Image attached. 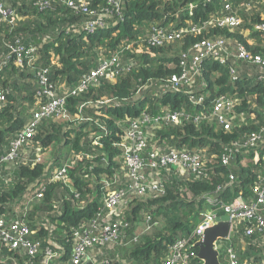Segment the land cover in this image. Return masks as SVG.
<instances>
[{
	"label": "trees",
	"instance_id": "trees-1",
	"mask_svg": "<svg viewBox=\"0 0 264 264\" xmlns=\"http://www.w3.org/2000/svg\"><path fill=\"white\" fill-rule=\"evenodd\" d=\"M74 1H85L89 12L72 9L60 0L50 1L43 9L34 0H3L16 18L0 14V65L5 64L0 88L7 92L6 104L0 110V159L11 151L34 112L53 97H65L66 116L54 113L42 118L18 155L0 164V219L26 220L33 229L41 227L37 238L52 237L70 252L73 230L96 219L107 194L105 184L118 179L120 188H129L122 171L121 144L132 122L147 117L143 128L149 136L142 156L148 158L155 148L165 153L171 149L205 153V177L191 170L181 174L177 166L152 171L161 190L127 196L117 206L120 217L112 214V219L129 226V238L142 217L154 222L162 219L164 225L157 229L155 225L153 233L142 234L138 243L122 247L123 252L103 248L96 254L106 261L104 264H120L121 258L129 264H163L170 245L189 235L202 212L210 208L205 195L216 192L229 175H234V184L221 195L228 201L239 194L249 199L264 178L263 160H244V154H236L231 166L220 160L228 152L225 148L244 141L264 124V78H259L258 66L238 63L239 75L233 76L230 69L237 61L221 64L209 59L195 74L193 87L182 84L173 89L170 83L172 76L183 72L182 54L204 39L225 38L264 57V32L254 28L264 24V0H120L118 7L109 0ZM226 4L231 10L225 9ZM229 14L238 16L241 24L223 27L216 23ZM100 15L110 26L87 34L85 25ZM194 26L200 30L189 32ZM161 28L185 32L172 42L152 43V34ZM19 46H36L37 52L19 62L13 50ZM117 55L121 57L119 67L106 71L83 92L72 93L105 59ZM188 65L194 73L191 61ZM43 72L48 78L46 85L40 79ZM46 88L54 95H48ZM223 96L236 101L234 113L244 114L245 119H236L229 130L213 115L216 100ZM174 113L189 118H167ZM197 116L203 118L196 122ZM48 148L53 160L39 161V153ZM62 153L74 160L68 166L70 180L47 182L41 197L25 206V198L60 162ZM251 225V221H241L232 242L240 264L264 261V233L247 235ZM8 252L21 258L14 251ZM36 261L39 264L40 257ZM221 262L226 264L223 257ZM200 263L197 258L195 264Z\"/></svg>",
	"mask_w": 264,
	"mask_h": 264
},
{
	"label": "built area",
	"instance_id": "built-area-1",
	"mask_svg": "<svg viewBox=\"0 0 264 264\" xmlns=\"http://www.w3.org/2000/svg\"><path fill=\"white\" fill-rule=\"evenodd\" d=\"M41 9L46 7L52 0H34ZM56 1V0H55ZM66 3L70 8L75 10H82L88 13V6L85 1H81L80 4L74 0H60ZM111 4L118 7L121 3L120 0H109ZM231 5L226 4L225 9L231 10ZM0 14L5 17H15L16 13L7 8L3 4V0H0ZM216 23L223 27H236L241 24L240 18L236 15L229 14L217 19ZM110 26L103 17L100 15L97 19L89 21L85 25L84 31L87 34H94L100 29H105ZM255 29L264 32V24H257ZM200 28L192 27L189 32H198ZM184 30L180 31H167L164 29H157L151 36V42L156 44H162L164 42H172L180 39L184 34ZM17 55V59L20 62L23 58H32L37 52L36 46L23 47L19 46L13 49ZM219 61L221 64H228L230 60L237 61L234 64L230 72L233 76H237V65L241 62H251L258 66L259 78H264V57L261 55H254L248 51V49L240 43H230L225 38L218 39H204L196 43L192 50L182 54L180 65L183 67L181 75H174L170 79V83L173 89H177L182 84H187L189 87H193L195 83V74L199 73L203 67V62L206 60ZM188 61H191V67L193 72L189 71ZM121 64V57L115 56L111 59H105L103 63L94 69L89 75H87L80 84L72 90V93L83 92L91 84H96L99 78L110 70L112 67H119ZM5 64L0 65V74L3 71ZM110 77H114V74H110ZM41 83L46 85L48 78L45 72L40 73ZM168 86V85H167ZM45 92L53 96L51 89L46 88ZM7 92L0 88V110L6 104ZM158 94V92H157ZM107 103L109 101H106ZM236 101L228 98L221 97L216 100L213 115L218 120L224 129L229 130L234 125L236 119H243L245 121L244 114L237 115L234 113ZM54 113L66 116L65 109V97H59L40 106L33 114L23 131L13 141L11 151L2 156L0 164L4 161H10L15 158L22 150V147L28 142L34 135L35 129L38 127L40 121L45 116L52 115ZM172 121L188 120V116L182 113H174L167 117ZM203 117L197 116L194 121L199 122ZM149 119L145 117L143 120H134L131 124L130 130L125 135V140L121 144L124 152V162L122 171L128 179L130 185L129 188H120L121 181L113 180L105 184L106 196L103 199L100 211L97 214L96 219L87 226H83L80 229L73 230L71 237L73 239L69 252L65 249H59L52 237L47 240H41L35 235L41 229L31 228L26 223V220H13L8 218L0 219V255L3 250L14 251L20 256L24 262L19 258L11 257L8 255V259H2L0 257V264H35L37 258L40 257L39 264H53L55 259H61L62 264H104L105 260L97 259L96 253H101L103 248L108 250H115L116 248L130 247L134 243H138L142 234H134L131 238L127 236V230L129 226L127 224H120L119 220L114 221L112 214L119 216L117 212V206L124 201L127 196L140 197L147 193L156 194L161 190V184L159 179L155 178L152 171H156L159 167L177 166L179 169L185 171L196 172L199 177H205L202 173L204 168L205 153H192L186 149L177 150L171 149L168 152H163L161 148H155L148 158L142 156V151L145 149L148 142V132L143 128V124ZM159 118H157V121ZM100 137H96L95 140H99ZM236 146V147H233ZM227 153H223L220 157L221 163L224 166H231L234 164L236 154H244V160H253L254 162L264 161V124L260 125L257 131H253L250 135L245 136V140L241 142H235L231 147L225 148ZM214 156V155H213ZM60 162L53 168L51 178L64 179L69 181L67 177L68 166L70 162L74 163L71 156H63ZM38 160L40 161L39 157ZM148 170L151 172L147 173ZM235 176L229 175V180L223 187H219L216 192L207 194L204 199L210 208H207L202 212V218L200 222L194 227L192 232L187 236H181L177 238L169 247L168 252L163 259V264H195V260L198 258V250L196 248V242L202 236L204 231L211 226L214 219H216L220 210L224 211L225 215L230 217L232 223V229L227 239L219 240L216 244V248L220 251L221 257L226 264H240V260L232 242L236 237L237 226L241 221H251L252 225L247 230V235H252L258 232L264 233V178L261 180L258 187L254 189V193L249 199H246L243 195L234 197L230 201L225 200L221 195L227 186L234 184ZM38 189V188H37ZM35 190L34 194L27 200L30 203L33 199L41 197V189ZM107 214V215H106ZM223 214V215H224ZM120 217V216H119ZM118 217V218H119ZM151 220L149 217L147 221ZM54 227L51 226V229ZM47 243V245L45 244ZM58 243V242H57ZM94 253V251H96ZM68 253V257L64 258V255ZM120 264H128L121 262ZM264 264V261L263 263Z\"/></svg>",
	"mask_w": 264,
	"mask_h": 264
},
{
	"label": "water",
	"instance_id": "water-1",
	"mask_svg": "<svg viewBox=\"0 0 264 264\" xmlns=\"http://www.w3.org/2000/svg\"><path fill=\"white\" fill-rule=\"evenodd\" d=\"M231 229L232 223L228 215H219L214 219L195 244L198 247L200 264H222L221 253L216 248V244L219 240L227 239Z\"/></svg>",
	"mask_w": 264,
	"mask_h": 264
},
{
	"label": "crops",
	"instance_id": "crops-1",
	"mask_svg": "<svg viewBox=\"0 0 264 264\" xmlns=\"http://www.w3.org/2000/svg\"><path fill=\"white\" fill-rule=\"evenodd\" d=\"M63 156L70 157V154H69V156H68V154H66V153H62L60 159H63V158H64ZM38 157H39V159H40L41 162H44V163L48 162V163H50V162L53 160L54 155H53V153H52V149L48 148V149L44 150L43 152L39 153ZM52 173H53V171H52ZM52 180H54V179L51 178V177H49V178L45 177L44 180H42L41 182H39V184H38V186L36 187V189L38 188L37 190H39V189L43 188L44 185H45L47 182H50V181H52ZM36 189L32 190V191H31V194L28 195V196L25 198L24 202L26 201V206H30L31 203H32L33 201H36V199H38V198H35V199H33L30 203H27V200H28V199L34 194V191H35ZM53 227H54V226H53ZM62 238H63V237H62ZM55 241H56V240H55ZM56 244H57V246H59V247H58L59 249H61V250L65 249V248H64L65 245H63L61 242H60V243H57V242H56ZM8 251H10V250H3L2 254L0 255V257H1L2 259H8V255H9V252H8ZM94 253H96V251H94ZM9 256H11V255H9ZM11 257H12V256H11ZM95 257H96L97 259L99 258V260H101V258L98 257L97 254H95ZM19 260H21L22 262L25 261V260H23L22 258H19ZM53 264H62L61 259H55V260L53 261Z\"/></svg>",
	"mask_w": 264,
	"mask_h": 264
},
{
	"label": "rangeland",
	"instance_id": "rangeland-1",
	"mask_svg": "<svg viewBox=\"0 0 264 264\" xmlns=\"http://www.w3.org/2000/svg\"><path fill=\"white\" fill-rule=\"evenodd\" d=\"M241 120H243V119H241ZM55 167V166H54ZM54 167H52L50 170H49V173H48V176H47V178H49V177H51V175H52V173H51V171L53 170V168ZM180 170V172H181V174H187V171H185L184 169H179ZM153 174H149V176H152ZM132 198H133V196H131ZM24 205L26 206V201L24 202ZM147 217H142V220L140 221V222H138L137 223V228L135 229V232H134V234H145V233H153L157 228H161L164 224H163V222H162V219H158V221H156V222H158V223H156V222H154L153 221V219H151V220H149V221H147V219H146ZM155 225H157V227H156V229H155ZM116 250H118V251H121V252H123V250H122V248H116ZM220 251H222V250H220ZM121 260V262H126V263H128L126 260H124L123 258H121L120 259ZM129 264V263H128Z\"/></svg>",
	"mask_w": 264,
	"mask_h": 264
}]
</instances>
